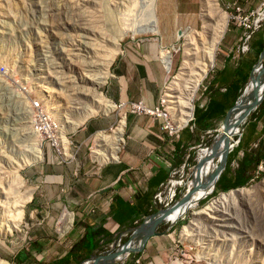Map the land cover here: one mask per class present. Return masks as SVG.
<instances>
[{"label": "rangeland", "instance_id": "obj_1", "mask_svg": "<svg viewBox=\"0 0 264 264\" xmlns=\"http://www.w3.org/2000/svg\"><path fill=\"white\" fill-rule=\"evenodd\" d=\"M153 1L0 0V187L4 189L9 206L16 198L25 201L22 217L14 215V221L19 222L18 227L6 235L0 233V259L6 264H48L69 249L71 241L68 235L76 228H81L79 223L90 216L89 213L86 214L84 204L76 201L77 191L67 189L68 178L71 186L79 182L77 179L83 178L89 156L88 149L91 148L90 138L79 137L85 124L98 123L103 125L101 129L107 130V125L112 120H121V123L123 115L119 118L120 108L117 110V104L112 103L115 105L113 111H99L93 114L75 132L66 131V125L79 119L83 107L89 103L87 88L95 74L93 71L99 66L96 58L98 59L100 51L97 49L99 45L106 44L98 41L101 33L114 37L120 25L124 29L135 30L145 23L149 12L152 13L153 19L158 18L161 35L127 34L119 42L121 53L113 57L108 71L113 75V67L120 58L122 59L123 51L129 47L152 46L165 49L171 56L172 66L167 73L165 84L159 89L158 99L164 91V102V88L171 83L182 61L183 39L177 40V33L188 27L195 31L202 29V0H157L155 8ZM216 2L228 15L226 30L216 47L213 67L200 81L190 100L193 106L191 119L181 130L187 128L190 137L187 144L176 153V165L170 167L168 178L157 190L160 191V199L159 202L154 199L155 212L173 205L182 197L186 188L188 195L191 194L189 199L195 195L196 190L204 188L202 181L195 178L198 150L217 141L218 130L226 119L224 116L212 118L207 128L195 133L194 109H204L210 96L214 97L218 88L219 73L229 67H235L241 60L244 61L248 53L254 55L262 49L258 68L264 67V0ZM244 20L254 23L255 30L248 43V52L237 54L234 47ZM109 45L107 43L106 47L111 50L112 46ZM104 54L106 53L103 52L102 55ZM231 56L234 57L230 58ZM188 78L189 76L178 89L179 100H174L176 102L170 104L171 108L164 102V108L175 126L183 118L179 104L185 101L189 93ZM248 78L249 76L247 80ZM110 82L111 77L98 87L99 93L108 100L110 99L105 90ZM245 87L246 85L228 108L234 106L236 101L238 105ZM35 98L47 100L49 109L62 119L58 132L59 145L63 152L60 143L63 136L68 145L67 150L69 148L68 156L74 160L67 166L48 164L46 161L50 157L55 160L63 157L56 155L55 149L49 145H39L42 160L20 168L29 151L33 150L34 143H39L33 136L27 139V134H30L27 129L26 110L23 107L26 101ZM258 105L250 112L253 117L257 116V131L264 127V116L260 118ZM246 122L247 120L238 126L232 137L233 141L242 133ZM116 125L117 123L113 127ZM160 127L161 121L159 130ZM64 133L69 135L68 138H64ZM159 137L162 142L163 139L167 141L161 130ZM122 139L124 140L123 132ZM94 142L95 138L92 151H95ZM121 145L122 143L119 147ZM74 146L78 148L76 152L73 151ZM234 147L235 145L228 156L232 154ZM92 156L94 158L93 152ZM240 156L241 152L234 155L228 164L226 160L223 170L226 169L233 175ZM220 162V156L214 158V173ZM246 176V184L236 189L257 187L259 191L254 195L237 200L233 205L218 204L210 209L211 211L207 210L201 217L195 218L193 212L203 209L221 194L232 191H217L212 196V190L195 208L184 212L172 225H169L170 222L159 225L156 234L147 240L140 251L135 252L133 249L128 256L117 258L113 264H264V193L261 187L264 181V161L260 166L256 164L255 167L249 168ZM191 180H194V183L190 184ZM173 182H176V185H171ZM29 191L32 194L27 200ZM64 210L71 214V223L68 230L61 233L59 223ZM151 214L153 213L149 215ZM1 216L0 211V224L4 227L7 224ZM142 221L143 219L138 220L130 230L118 234L109 243L100 242L91 258L114 251L131 237L134 228ZM186 226L189 229L186 234L190 235L184 237L181 232L182 227ZM19 254H23L25 259L21 260ZM91 261H83L81 264L107 262L99 260L94 263L93 260L90 263Z\"/></svg>", "mask_w": 264, "mask_h": 264}, {"label": "crops", "instance_id": "obj_2", "mask_svg": "<svg viewBox=\"0 0 264 264\" xmlns=\"http://www.w3.org/2000/svg\"><path fill=\"white\" fill-rule=\"evenodd\" d=\"M159 50L160 48L143 46L129 47L123 51L122 59L120 58L113 67L111 82L105 90L112 103L141 101L147 107L156 105L159 89L165 84L168 73ZM259 62L260 60L256 61L252 67L245 85L259 69ZM242 63L241 60L235 67H227L228 69L219 73L218 88L212 98L224 104L226 107L224 115L230 109L228 107L232 102L230 97H224L228 92L226 86L235 78L236 71L243 69ZM259 114L260 118L264 116V112ZM122 115L124 140L119 147L117 160L98 163L93 160L94 158L92 159L89 148L83 178L77 179L79 182L72 186L70 178L67 180V189L77 191L76 201L84 204L86 214L89 213L90 216L82 219V223H79L81 228H76L68 235L71 241L69 249L52 261L62 258L65 254H72L77 264H81L93 256L100 242L103 244L111 242V239L130 230L138 220L144 219L155 210L153 197L168 178L170 167L176 165L178 158L176 153L184 143L183 140L187 138L186 132L180 131L176 138H166L167 141L163 139L162 142L159 137L160 119L126 114L124 109L120 108L119 118ZM252 121H255L257 134V116ZM115 123L117 121L114 119L107 126ZM102 126L98 123L85 124L79 138L88 137L93 145L96 132L105 129H101ZM262 129L263 127L258 131ZM241 134L244 140L247 138L249 141V147L255 146L258 139L251 142L252 136L247 135L245 127L242 128ZM259 136L264 139V133H260ZM46 162L60 166L69 165L51 157ZM71 202L75 203V201ZM89 209L92 211L90 212ZM97 229H101L102 233L94 234ZM74 245L82 248L77 258L75 252H71V247ZM84 255H87V258L83 257Z\"/></svg>", "mask_w": 264, "mask_h": 264}, {"label": "bare ground", "instance_id": "obj_3", "mask_svg": "<svg viewBox=\"0 0 264 264\" xmlns=\"http://www.w3.org/2000/svg\"><path fill=\"white\" fill-rule=\"evenodd\" d=\"M153 2H154L153 7L155 8L157 6L156 4L157 0H154ZM147 3H149V1H147ZM147 12H149V10H147ZM146 16L147 17L145 19V23L142 26L136 28L135 30H131L128 28L124 29L120 25L118 26V32L114 37L107 36L101 33L100 40L98 41H101L102 43L104 44L106 43V44L99 45L98 43L99 47L97 50L100 51V53L99 56L97 55L98 59L96 58V60H98L99 66L96 67L95 72L93 71V73L95 74L93 75L90 86L87 88V92H88L87 95H89L87 100H89V103H87V105L83 107L79 119L68 122V124L66 125V131L75 132V130L80 125H82L85 122V120H87L89 117L93 116V114L99 111H103L107 113L114 110L115 106L112 104L110 100L104 97V95L99 93L98 87L104 84V82L111 77L108 68L109 65L111 64L113 57L121 53V50L119 48L120 46L119 42L123 37H125L127 34H131L132 36H134L140 33L161 35L158 18L155 17V19H153V15L151 12H149ZM200 19L202 24V29L200 31H195L193 28L188 27L185 30H182L177 33V40L183 39L182 61L171 83L165 88L164 102H166L169 107L172 105L173 101L176 100L179 96L177 93L180 85L183 83L184 80H186V77L188 76L189 78L187 82L189 83L188 84L189 93L186 96L185 101L180 102L179 104L181 109L180 111L181 118L182 117L183 118L180 119V121H178L179 124L176 123L177 125L176 126L174 125L175 128L183 127L191 117L193 106L191 105L190 100L193 97L194 92L196 91L200 81L205 77L207 72L214 65L215 50L226 30L228 15L219 8L216 0H202ZM107 43L110 44L109 46H112L111 50H108V48L106 47ZM159 51L162 62L167 72H169L171 70V60H170L171 56L169 52L165 51V49L163 50L162 48H160ZM103 52H105L106 54L102 55ZM194 68L196 70H194ZM263 89H264V67L258 69L254 77L246 84V87L239 98L238 105L236 101V104L228 114L225 122L221 125L220 129L218 130L217 141L208 147H204L198 150V154H197L198 164L196 166L197 174L195 178L200 179L202 181L204 188L202 190H196L195 195L191 199L188 198L189 195H191L189 194L188 197L185 199V201H183V203L180 204V206H177L174 210L170 211L169 214H167L164 219L165 223L178 220L184 212L195 208L198 201L206 198L211 193V191L214 190V179H213L214 176L213 167L215 165L214 158L220 156V161L222 160L223 154L225 152L226 142L227 141L229 143L233 142L232 137L235 135L237 131L238 123L242 121V114L246 106L249 103H251L253 96H255L256 94L260 95ZM120 121L121 120H119L117 122L116 127L112 129L111 131L112 134L111 133L107 134L102 130L96 132V136H94L95 151H92L93 145L91 146L92 148L91 157L93 159L92 156V152H93L94 153L93 160H95L96 162L101 163L105 161L111 162L117 160V152L119 150V145L123 143L122 129H123L124 121L123 119L121 123ZM62 137L60 138V140L62 139L60 143L64 153L62 152L61 147H60V152L62 157L67 159L69 158L66 148L67 142ZM32 149H30L32 151H29V155L31 154L32 157L31 155L30 156L27 155L28 157L26 158V160L22 161V163L20 164V168L26 165H30L31 163L40 162L42 160L41 151L39 149V143L35 142ZM193 181L194 180H191L190 184L194 183ZM171 185H176V182H173ZM261 187L264 193V181L262 182ZM3 190L4 189L0 187V211L2 216L4 217V219H2L1 216V219L5 221V224L7 225L6 226L4 225L3 227L1 226L2 224H0V233L6 235V233H10V231H13L18 227L19 222L14 221V215L19 216V218L22 217L23 214L22 208L25 201H20L16 198L13 204L9 206L8 204L10 203L7 202V197L5 196L6 194L4 193ZM257 191L259 190L256 187L252 189L240 188L229 191V193H223L218 198L210 202L203 209L197 212H193V216L195 218L199 217L200 215L202 216V214H205V211L207 210L209 211L215 206H218V204L228 203L229 205V203H232L233 205V202L235 204L237 200L244 199L245 197H250L255 193H257ZM31 194L32 192L29 191L27 195V200L30 199ZM10 212L11 213L14 212V213L10 214ZM152 220L153 218L147 219L145 224L137 232L136 231L134 232V236L132 237L131 241L126 246L119 248L114 258L110 261H107L106 264H113L117 258L128 256L133 249H135L138 245H140V238L142 237L146 228L150 226ZM70 223H71V214L66 210H64L60 218L59 224L61 225H59L60 226L59 231L61 233L66 232L70 226ZM182 228L183 229L181 232V236L187 237V235H190V234H186L187 231L189 230L187 226ZM92 261L90 263H92ZM0 264H6V263L0 259Z\"/></svg>", "mask_w": 264, "mask_h": 264}, {"label": "trees", "instance_id": "obj_4", "mask_svg": "<svg viewBox=\"0 0 264 264\" xmlns=\"http://www.w3.org/2000/svg\"><path fill=\"white\" fill-rule=\"evenodd\" d=\"M249 50V48H248ZM247 50V52H248ZM261 53L260 50H258L254 55L251 53H248L244 58H246L241 67L243 69H240V71H236L235 78L226 86V90L228 89L227 94H224V97L231 98L232 102H234L235 98L239 95L241 89L245 85L247 81V77L249 76V72L251 71L252 67L258 60L259 54ZM253 65V66H252ZM238 70V69H237ZM219 78V77H218ZM217 80V78H216ZM229 93V94H228ZM258 114L264 112V99L261 101V103L258 105ZM194 121L193 124L195 125V133L198 131H202L203 129L207 128L209 126V120L212 118L223 116L226 110V107H224V104L220 101L215 100L214 98L209 99V102L207 106L202 109L195 107L194 109ZM248 117L245 130L247 132L248 136H252L251 142L258 139L255 143L254 147H249V141L247 138H244L239 135V140L237 145L232 149V154L228 156L227 158V164L234 158L233 156L241 152V156L239 159H237V169L234 171L233 175H230L227 170H223V172L220 174L218 179L215 182L214 191L212 192L216 194L217 191L220 192H227L228 190H233L239 187H242L246 184L247 176L246 172L249 168L255 167L256 164H258L260 161L264 158V139L260 137V133H264V127L261 131H257V134L255 133L256 124L255 121H252L254 118L251 113L248 115ZM252 121V122H251ZM187 135V138L183 140L182 146L187 143V139L190 137V133H188V129H184ZM183 130V131H184ZM193 134V132H192ZM255 135H257L255 137ZM241 136V137H240ZM181 146V148H182ZM180 150V148L178 149ZM155 212V211H154ZM153 212V213H154ZM94 234L102 233L101 229H97L93 232ZM86 248V247H84ZM82 248H80L78 245H74L71 247V252H75V258L79 257V251ZM64 255L62 258L52 261L48 264H77V261L74 260L71 256ZM87 258V255H84L83 257ZM18 257L21 258V260L25 259V256L23 254H19Z\"/></svg>", "mask_w": 264, "mask_h": 264}, {"label": "built area", "instance_id": "obj_5", "mask_svg": "<svg viewBox=\"0 0 264 264\" xmlns=\"http://www.w3.org/2000/svg\"><path fill=\"white\" fill-rule=\"evenodd\" d=\"M241 33L237 39V44L234 47V52L237 54H243L248 50V43L252 36L254 29V23L248 22V20H244L241 24ZM165 90V88H164ZM163 95L160 94L159 99L156 105L152 107L145 106L141 101H130L125 103L117 104V108H123L124 111L134 114V115H143L152 118H158L161 121L160 130L164 133L166 138L174 139L177 137L178 133L186 127L187 123L183 127L175 128L172 119L170 118L169 114L165 110V105L163 102ZM115 106V105H114ZM24 109L26 110V117H27V129L29 130V136L27 134V139L31 138V136L35 137L38 140L39 145H49L50 147L54 148L56 151V155L62 156L60 152L59 146V139H58V132L60 131V127L62 126V119L61 117H57L53 112L52 109H49L48 101L42 98H35L25 102L23 105ZM191 119V117H190ZM189 119V120H190ZM188 120V121H189ZM115 124L110 125L107 130H102L103 132L110 134ZM69 135L64 133V138H68ZM28 143V142H26ZM69 144V142H68ZM68 147V145L66 146ZM73 151H77L78 148L76 146L73 147ZM69 151V148L67 152ZM69 154V153H68ZM58 160V158H57ZM73 161V157L69 158H60V163H71ZM264 158L258 164L259 166L263 163ZM174 172V170H173ZM153 199H157L159 202L160 199V191L156 192ZM91 212L92 210L89 209Z\"/></svg>", "mask_w": 264, "mask_h": 264}, {"label": "water", "instance_id": "obj_6", "mask_svg": "<svg viewBox=\"0 0 264 264\" xmlns=\"http://www.w3.org/2000/svg\"><path fill=\"white\" fill-rule=\"evenodd\" d=\"M262 51H263V49H262ZM262 51L259 54L258 60H260V56L262 54ZM263 96H264V89L261 91L260 95L259 94L258 95L256 94L255 96H253V99H252L251 103H249L246 106V108H245V110H244V112L242 114V121L240 123H238V126L241 123H243V122L246 121V119H247L248 115L250 114V112L260 103V101L262 100ZM235 104H236V102H235ZM232 107H234V106H232ZM231 108L224 115V119L226 118V116L229 113V111L231 110ZM224 119H223V121H224ZM239 135L237 136V138L235 139V141H233L232 143H229L228 141L226 142L225 152L223 154L222 160L219 163V165H218V167H217V169H216V171L214 173V176H213L214 186H215L216 180L218 179V177L220 176L221 172L224 169V166H225V163H226V160H227V156H228L229 152L231 151V148L234 145L236 146L237 143H238ZM187 197H188V189L186 188L185 193L182 195V197L179 200H177L173 205H171L170 207H167V208H165V209H163L161 211H157V212H154L151 215L146 216L143 219V221L136 228H134V230L131 233V237L126 242H124L122 245H120L118 248H122L123 246H126L131 241V239H132V237L134 235V232L135 231L137 232L145 224V222H146L147 219L153 218L150 226L146 228V230L144 231L142 237L140 238V245H139V247H137L136 249H134L135 252L136 251H140V249L144 246V244L147 242V240L150 237H152V236H154L156 234V230H157L158 226L165 223L164 222V219H165L166 215L169 214L170 211L174 210L177 206H180V204ZM197 203H199V201ZM173 223L174 222H170L169 225H172ZM118 248H116L114 251H112V252H110V253H108L106 255H103V256H100L99 255V256H96V257H93V258L90 257L86 261H89V260H94L93 262H96V261H99V260H102V261H110L117 254V249Z\"/></svg>", "mask_w": 264, "mask_h": 264}]
</instances>
